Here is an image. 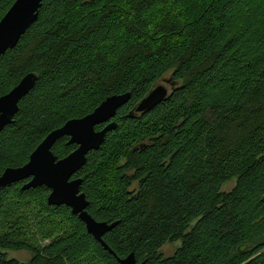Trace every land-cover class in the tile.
Returning a JSON list of instances; mask_svg holds the SVG:
<instances>
[{
	"label": "trees",
	"instance_id": "1",
	"mask_svg": "<svg viewBox=\"0 0 264 264\" xmlns=\"http://www.w3.org/2000/svg\"><path fill=\"white\" fill-rule=\"evenodd\" d=\"M13 1L0 0V18ZM29 72L36 83L0 132V174L129 93L73 175L88 213L116 222L102 236L113 254L67 206L47 204L46 187L17 182L0 189V264H23L10 250L30 264H119L130 252L145 264H264V0H43L0 57V96ZM166 75L169 95L135 113ZM68 139L52 146L58 159L76 148Z\"/></svg>",
	"mask_w": 264,
	"mask_h": 264
},
{
	"label": "water",
	"instance_id": "2",
	"mask_svg": "<svg viewBox=\"0 0 264 264\" xmlns=\"http://www.w3.org/2000/svg\"><path fill=\"white\" fill-rule=\"evenodd\" d=\"M43 0H14L0 18V57L15 47L21 36L35 22ZM37 75L29 72L22 76L15 86L0 96V132L8 125L18 109L19 101L34 87ZM157 83L134 107L135 113L148 111L162 102L172 91L173 83L168 78ZM129 99V93L106 97L92 112L81 118L67 120L62 126L53 129L30 153L28 161L19 167H6L0 174V189L27 180L22 190L44 186L49 190L46 197L49 206H67L71 214L84 224L90 234L110 253L102 236L111 230L116 222L107 223L95 220L87 211L88 201L81 192L82 179L73 177L84 166L86 155L97 150L107 131L115 128L114 117L118 108ZM107 123L99 130L96 125ZM68 137V144L76 148L64 158L58 159L51 148L61 137ZM246 245L238 247L239 251ZM119 264H145L136 262L133 252L118 258Z\"/></svg>",
	"mask_w": 264,
	"mask_h": 264
},
{
	"label": "rangeland",
	"instance_id": "3",
	"mask_svg": "<svg viewBox=\"0 0 264 264\" xmlns=\"http://www.w3.org/2000/svg\"><path fill=\"white\" fill-rule=\"evenodd\" d=\"M166 78H167V75L163 79H166ZM163 79L159 81V83H163L162 82ZM234 182H235V179H232L228 183H225L222 186V189L226 191L230 190L233 187ZM179 245H180L179 240L166 243L160 248V252L162 253L163 256L169 257L174 253V251L177 249V247H179ZM6 254L8 257L15 258L23 264H30L29 262L32 257V254L26 250H16V251L10 250V251H6Z\"/></svg>",
	"mask_w": 264,
	"mask_h": 264
},
{
	"label": "flooded vegetation",
	"instance_id": "4",
	"mask_svg": "<svg viewBox=\"0 0 264 264\" xmlns=\"http://www.w3.org/2000/svg\"><path fill=\"white\" fill-rule=\"evenodd\" d=\"M27 180H24V181H20V183H23V182H26Z\"/></svg>",
	"mask_w": 264,
	"mask_h": 264
}]
</instances>
